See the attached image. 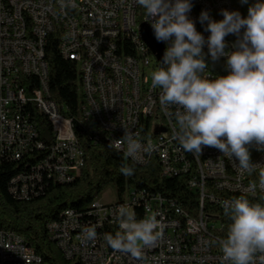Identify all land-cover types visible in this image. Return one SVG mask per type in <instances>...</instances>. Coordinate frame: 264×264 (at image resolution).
I'll use <instances>...</instances> for the list:
<instances>
[{"label":"built area","instance_id":"1","mask_svg":"<svg viewBox=\"0 0 264 264\" xmlns=\"http://www.w3.org/2000/svg\"><path fill=\"white\" fill-rule=\"evenodd\" d=\"M191 3L188 17L194 24L202 11L214 21L223 19L222 0ZM10 4L12 13L3 14L0 9V163L22 162L23 166L8 182L11 196L30 201L49 185L77 180L85 160L83 142L105 145L132 164L145 166L155 161L162 178L182 179L185 188L197 196L194 211L185 210L178 199L167 201L159 192L125 190L116 202L97 199L86 211L64 214L63 221L48 224L50 238L72 264H221L222 201L243 195L251 202L264 203V192L258 187L248 190L251 184L258 185L260 170L241 174L233 166L238 165L235 157L230 161L206 146L201 152L203 162L192 161L191 153L173 139V124L166 123L160 103L161 90L151 85V74L160 62L141 36L138 42L144 47V57H133L129 49V30L140 31L142 24L151 27L153 21L145 10L136 0H10ZM19 14H26L28 36L17 31ZM206 26L207 22L204 28L196 27L205 40L210 35ZM53 32L61 35L58 49L64 59L74 62L80 74L83 103L75 122L51 99L45 45ZM225 42L227 51L234 50L231 34ZM112 45H120L121 56L112 55ZM205 58L212 61L207 54ZM136 60H143V67H136ZM204 75L216 78L206 70ZM31 109L49 121L51 144L40 139L36 125L30 122ZM168 110L182 111L176 106ZM128 134L143 146L137 159L127 153ZM251 150L255 153L252 163L264 165V151L255 146ZM121 206L134 210L137 220L156 214L162 225L161 238L143 249L141 260L115 252L104 238L107 226H115V234L121 231L117 219ZM167 210L200 221V230L161 219V211ZM74 226H82V235H67V228ZM86 227L95 228L96 239L84 240ZM0 264H41V258L23 238L0 231Z\"/></svg>","mask_w":264,"mask_h":264},{"label":"clouds","instance_id":"2","mask_svg":"<svg viewBox=\"0 0 264 264\" xmlns=\"http://www.w3.org/2000/svg\"><path fill=\"white\" fill-rule=\"evenodd\" d=\"M145 10L159 42H170L163 62L151 74V85L159 88L161 106L167 111L176 106L178 132L175 139L188 153L199 155L203 147H212L232 161L241 173L259 171L257 187L264 192V165L251 161L249 148L264 151V0L248 7L247 16L238 11L222 10L223 19L214 21L202 11L199 22H207L205 37L189 19L190 0H136ZM247 4L248 0H241ZM243 32L241 34V30ZM235 35L232 51H225V38ZM213 62L226 58L227 74L211 79L203 49ZM127 153L139 158L142 144L127 135ZM122 174L133 175V168L122 166ZM231 220L226 238L220 241L221 264H264V203L251 202L246 196L222 201ZM119 228L115 236L105 234L107 245L119 253L143 259L145 247L154 246L162 235V225L152 214L137 220L130 207L117 211ZM85 241L96 239L94 227L83 230ZM38 259V258H36Z\"/></svg>","mask_w":264,"mask_h":264},{"label":"trees","instance_id":"3","mask_svg":"<svg viewBox=\"0 0 264 264\" xmlns=\"http://www.w3.org/2000/svg\"><path fill=\"white\" fill-rule=\"evenodd\" d=\"M232 1L237 3V0ZM242 32L243 29L241 34ZM60 38L59 32H53L47 37L45 45L50 94L51 99L62 109L61 112L75 122L79 119L83 103L79 92L80 74L74 62L65 60L61 56L58 49ZM231 39L236 42L237 37ZM206 62L209 64L206 74L210 77L227 74L224 61L213 62L206 59ZM29 120L36 125L40 139L47 145L51 144L53 136L47 118L31 109ZM150 136L153 135L150 134ZM82 146L85 160L80 177L69 184L49 185L41 196L30 201H18L8 190V182L22 169V162L2 161L0 163V229L23 238L41 258L42 264H72L64 258L50 238L47 226L60 221L67 210L74 213L86 211L93 206L95 200L107 187L115 190L118 200L122 198L125 190L145 189L166 195L169 202H176L178 199L185 210L196 209L197 196L185 188L182 179L162 178L155 161L139 166L125 160L121 153L105 145L83 142ZM249 151L251 158H255L251 147ZM122 166L132 167L133 175L122 174ZM175 211L169 210V213H173L180 220L188 216L176 215ZM221 215L225 227L220 235L224 239L231 220L225 213ZM182 223V226H186L185 222ZM107 234H115V226H107Z\"/></svg>","mask_w":264,"mask_h":264},{"label":"bare ground","instance_id":"4","mask_svg":"<svg viewBox=\"0 0 264 264\" xmlns=\"http://www.w3.org/2000/svg\"><path fill=\"white\" fill-rule=\"evenodd\" d=\"M190 2H197V0H190ZM222 6H224L225 10L231 12V11H239L237 9V4L234 3L232 0H222ZM0 9L3 14H10L12 13V4H10V0H0ZM195 27L197 28H204V24H201L199 22V18H195ZM17 31L20 32V36H28V22H26V14H19V17H17ZM129 49L133 52V57H144V47H142V44L138 42V39H140V31L138 30H129ZM234 38L235 35H231V38ZM165 43V48L170 46V42H163ZM227 44V43H226ZM203 51L207 53V46L204 47ZM227 51V48L225 49ZM61 56L64 58L63 51H60ZM112 55L114 56H121V47L120 45H112ZM226 58H223V61L225 62ZM136 67H143V60H136ZM166 123L173 124V139L176 136V133L178 132V124L175 120V111L174 110H167L166 111ZM176 141H178L176 139ZM192 161L195 162H203V153L199 155H194L191 153ZM138 165V164H136ZM143 166V165H139ZM97 201L95 200L94 204H96ZM93 204V205H94ZM74 213L70 210H67L63 213L61 216V220H64V214ZM176 215H179V211H175ZM161 219H166L168 223H171V225L174 226H182V222H185L186 227H192V230H200V221H194L189 220L188 216H184L183 220H180L179 218L175 217L173 213H169V210L167 211H161ZM58 223V222H53ZM1 232H3L4 235H9L13 237H17L14 234L10 232H6L0 229ZM67 235H82V226H74L73 228H67ZM52 239V238H51ZM55 242V239H52ZM56 244V242H55ZM64 258H66V254L63 253ZM42 264V261H41Z\"/></svg>","mask_w":264,"mask_h":264},{"label":"water","instance_id":"5","mask_svg":"<svg viewBox=\"0 0 264 264\" xmlns=\"http://www.w3.org/2000/svg\"><path fill=\"white\" fill-rule=\"evenodd\" d=\"M140 36L150 51L156 56L158 61L162 63L165 48L163 42L156 40L154 30L147 24H142L140 26Z\"/></svg>","mask_w":264,"mask_h":264},{"label":"rangeland","instance_id":"6","mask_svg":"<svg viewBox=\"0 0 264 264\" xmlns=\"http://www.w3.org/2000/svg\"><path fill=\"white\" fill-rule=\"evenodd\" d=\"M255 2L256 0H248L247 4H242L241 0H237V5L240 8L242 18L247 16L248 7L254 4ZM98 200H101L103 202H116L118 198L115 190L112 187H107L106 190L98 197Z\"/></svg>","mask_w":264,"mask_h":264}]
</instances>
